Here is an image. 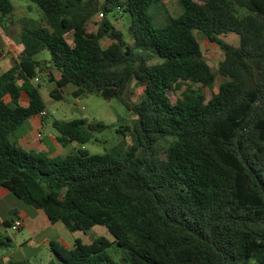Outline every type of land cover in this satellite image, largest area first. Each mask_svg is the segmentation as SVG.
I'll return each mask as SVG.
<instances>
[{
    "label": "trees",
    "instance_id": "trees-1",
    "mask_svg": "<svg viewBox=\"0 0 264 264\" xmlns=\"http://www.w3.org/2000/svg\"><path fill=\"white\" fill-rule=\"evenodd\" d=\"M29 2L39 17L18 21L21 49L0 73V186L69 232L100 225L111 236L49 241L45 264H264V0H176L180 11L159 25L146 11L158 0ZM12 10L0 0V21ZM109 12L126 17L129 41ZM193 31L221 50L215 91ZM230 33L235 45L219 38ZM41 74L54 100L68 85L73 98L117 99L135 115L133 142L88 153L106 125L77 118L51 122L58 144H76L65 155L18 146L21 124L45 110ZM10 244L0 232V247Z\"/></svg>",
    "mask_w": 264,
    "mask_h": 264
},
{
    "label": "rangeland",
    "instance_id": "rangeland-1",
    "mask_svg": "<svg viewBox=\"0 0 264 264\" xmlns=\"http://www.w3.org/2000/svg\"><path fill=\"white\" fill-rule=\"evenodd\" d=\"M11 2L13 4V10L9 17L13 18L14 22L11 23L10 29L13 37H15L14 35H16L18 30V22L16 19H38L39 16L37 15L35 6L32 5L29 0H11ZM180 9L181 8L177 4L176 0H158L156 3H151L146 11L151 17L152 23L154 25H159L165 22L168 16H174L177 14ZM115 14V12H109L106 14V17L111 20L113 25L123 33L124 39L129 41V37L126 33V17ZM113 15L115 16L113 17ZM101 18L102 17L100 15H95L87 23V29H94L95 22L99 21ZM193 34L199 43L202 57L210 69L214 72L212 91H215L217 83L223 79L215 72L217 61L221 57V50L215 43L209 42L196 31H193ZM219 38L232 45L237 43V36L233 33L219 35ZM13 40L16 42L15 38ZM105 42V40L101 41V43ZM37 58L48 59L49 56L47 51H40L37 54ZM40 76L41 80L39 94L44 106L48 111L45 124L40 129L42 133L46 134L49 132V130H53L51 127V122L53 120L66 121L70 119L84 118L87 121H99L106 125V127L100 131L91 132L89 141L83 144L88 153H101L112 148L118 151L129 146L133 142L132 127L135 115L117 99L113 98L110 100H105L92 93L80 95L78 97V101H76L75 98L69 94L66 88L62 98L59 100H54L47 94L48 86H50L49 82H47L46 77L43 74ZM37 77L39 76L37 75ZM135 89L136 85L134 82L132 80L128 81L122 93V97L129 104H132L137 100V93ZM204 92L206 95L209 94L207 89H204ZM125 126L128 127V130H123V127ZM20 129H25L33 137L35 135V130L31 129L25 122L21 124L19 130ZM73 145L75 146L76 144L74 143ZM10 203H13L14 206L19 205L22 207H31L29 205L23 204L12 194H9L8 198L0 200V213H3L5 208L10 206ZM6 216L9 218L11 214H6ZM0 232L6 234L11 239L10 246L0 247V264H6L9 260L19 259H26L31 264H44L46 262V259L49 255L46 244L37 246L26 245L25 241L27 239V235L21 230L8 229L6 232L2 230ZM46 233L47 232L42 231L40 234L34 237L35 240L39 241L40 238ZM78 233L82 242H89L96 236H104L108 240L111 239V236L108 234L106 229L100 225H94L84 233L81 231ZM106 252L115 261H119L118 254L116 253L113 246H109L106 249Z\"/></svg>",
    "mask_w": 264,
    "mask_h": 264
},
{
    "label": "crops",
    "instance_id": "crops-1",
    "mask_svg": "<svg viewBox=\"0 0 264 264\" xmlns=\"http://www.w3.org/2000/svg\"><path fill=\"white\" fill-rule=\"evenodd\" d=\"M16 21L18 22L19 19H16ZM13 22L14 20L11 17L1 19L0 21V73L11 65L12 59L19 54L21 49V45L13 40L14 37L10 29ZM57 76L58 74L54 73V77L56 78ZM66 88L68 92L71 91L69 85ZM8 99V96L4 97L5 101H8ZM75 100L78 101V98H75ZM19 103L22 105L26 103L25 95H20ZM44 109L47 111L46 107ZM25 123L35 130V135L34 137L31 136L25 129L19 130L15 142L24 150L45 152L48 156H62L74 147V143L66 145L58 144L54 139L55 133L53 130H49L46 134L42 133L40 129L45 124V121L42 124L38 115L31 116ZM9 194L10 192L6 188L0 186V200L8 198ZM6 214H11V216L7 218ZM13 219L20 220L21 225L18 230L26 233L27 239L25 243L28 246L47 245L49 241L54 240L58 241L62 246L69 248L72 246L73 239L75 237L79 238V231L69 232L60 222L50 223L42 210L33 207L14 206L13 203H10V206L6 207L3 213H0V231L6 232L9 228L5 226V223H11ZM42 231L47 233L39 241H36L34 237ZM51 258L52 256L49 253L46 262Z\"/></svg>",
    "mask_w": 264,
    "mask_h": 264
},
{
    "label": "built area",
    "instance_id": "built-area-1",
    "mask_svg": "<svg viewBox=\"0 0 264 264\" xmlns=\"http://www.w3.org/2000/svg\"><path fill=\"white\" fill-rule=\"evenodd\" d=\"M98 15H100V14H98ZM34 80H37V78H34ZM46 112H47L46 110H41V111H39V112L37 113V115H38L39 117H41V116H43ZM20 225H21L20 220H19V219H16V220H14V221L12 222L10 228H11L12 230H15V229L19 228Z\"/></svg>",
    "mask_w": 264,
    "mask_h": 264
}]
</instances>
